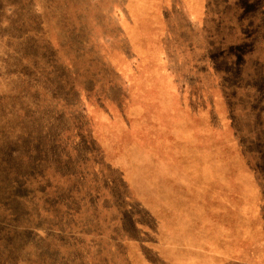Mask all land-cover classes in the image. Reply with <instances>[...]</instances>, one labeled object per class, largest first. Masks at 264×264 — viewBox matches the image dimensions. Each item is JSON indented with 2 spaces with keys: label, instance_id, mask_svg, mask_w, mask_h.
I'll list each match as a JSON object with an SVG mask.
<instances>
[{
  "label": "rangeland",
  "instance_id": "rangeland-1",
  "mask_svg": "<svg viewBox=\"0 0 264 264\" xmlns=\"http://www.w3.org/2000/svg\"><path fill=\"white\" fill-rule=\"evenodd\" d=\"M156 149L247 172L230 264H264V0H0V264H165Z\"/></svg>",
  "mask_w": 264,
  "mask_h": 264
},
{
  "label": "crops",
  "instance_id": "crops-1",
  "mask_svg": "<svg viewBox=\"0 0 264 264\" xmlns=\"http://www.w3.org/2000/svg\"><path fill=\"white\" fill-rule=\"evenodd\" d=\"M199 5L194 11L188 7L194 21L205 14ZM156 150L171 152L165 163H156L157 170H167L140 179L134 173L132 187L157 224L158 259L165 264L240 263L237 258H246L247 251L237 249L236 241L252 229L251 177L246 185L244 174L237 193L236 163L222 161L221 149Z\"/></svg>",
  "mask_w": 264,
  "mask_h": 264
},
{
  "label": "trees",
  "instance_id": "trees-1",
  "mask_svg": "<svg viewBox=\"0 0 264 264\" xmlns=\"http://www.w3.org/2000/svg\"><path fill=\"white\" fill-rule=\"evenodd\" d=\"M199 6H200V5H199ZM197 7H198V6H196V5L189 6V8H193V9H191V10H193V11H194L195 9H197Z\"/></svg>",
  "mask_w": 264,
  "mask_h": 264
}]
</instances>
